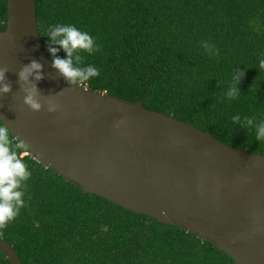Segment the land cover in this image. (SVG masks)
<instances>
[{
    "label": "trees",
    "instance_id": "trees-1",
    "mask_svg": "<svg viewBox=\"0 0 264 264\" xmlns=\"http://www.w3.org/2000/svg\"><path fill=\"white\" fill-rule=\"evenodd\" d=\"M8 12L0 0V31ZM37 19L52 60L49 49L60 46L49 26L74 25L95 39L99 50L82 55L100 75L77 83L264 156L256 138L264 122V0H37ZM57 55L66 57L62 48ZM0 136L31 172L21 188L25 206L0 227L23 264H235L194 234L86 194L31 156L1 121ZM0 264H11L2 251Z\"/></svg>",
    "mask_w": 264,
    "mask_h": 264
},
{
    "label": "water",
    "instance_id": "water-1",
    "mask_svg": "<svg viewBox=\"0 0 264 264\" xmlns=\"http://www.w3.org/2000/svg\"><path fill=\"white\" fill-rule=\"evenodd\" d=\"M8 10L0 71L11 92L0 94V121L31 156L86 194L194 234L235 264H264L263 155L70 82L43 47L37 0H8ZM34 61L43 79L21 81ZM33 86L39 111L24 103ZM0 251L23 264L8 242Z\"/></svg>",
    "mask_w": 264,
    "mask_h": 264
},
{
    "label": "clouds",
    "instance_id": "clouds-1",
    "mask_svg": "<svg viewBox=\"0 0 264 264\" xmlns=\"http://www.w3.org/2000/svg\"><path fill=\"white\" fill-rule=\"evenodd\" d=\"M51 42L60 46L49 49L53 60L52 64L55 69L67 80L72 83L87 81L100 75L99 70L92 65L86 64V57L82 53L92 55L99 49L95 39L86 31H81L74 25L57 24L55 27L49 26L48 32ZM66 54L65 58H60L57 53L60 49ZM80 64L86 66H74L73 58ZM259 69H264V58H261L258 65ZM6 69L0 71V94L11 92L9 84L5 83ZM19 79L25 83L32 80L40 81L42 76V65L32 62L24 67L19 73ZM24 103L32 110L39 111L41 104L36 98L35 87L26 89ZM238 89H230L228 96L237 95ZM53 110V109H50ZM234 119H239L235 117ZM251 124L252 120L249 119ZM257 140L264 139V122L257 127ZM31 177L23 159L17 151H14L6 136H0V227L5 226L8 222L14 220L19 214L21 208L25 206L23 199L25 193L21 190L22 184L27 182Z\"/></svg>",
    "mask_w": 264,
    "mask_h": 264
}]
</instances>
